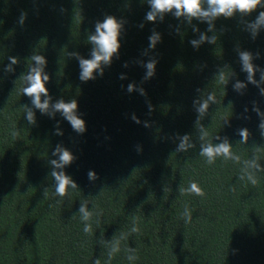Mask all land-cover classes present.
<instances>
[{
	"label": "trees",
	"instance_id": "1",
	"mask_svg": "<svg viewBox=\"0 0 264 264\" xmlns=\"http://www.w3.org/2000/svg\"><path fill=\"white\" fill-rule=\"evenodd\" d=\"M149 10L148 0H0V264H264V26L255 36L248 27L264 6L218 17L211 31L206 21L172 13L148 21ZM107 16L122 25L120 48L103 75L81 81L73 54L91 58L88 37ZM202 34L215 42L193 46ZM245 51L256 84L242 70ZM34 55L46 61L50 109L75 100L85 132L23 93ZM149 61L155 73L145 79ZM237 82L245 87L236 90ZM210 94L215 102L201 116L197 102ZM185 135L192 146L177 151ZM225 139L239 159L207 164L202 145ZM57 146L74 157L63 169L51 164ZM53 171L76 189L58 196ZM192 182L204 197L187 192ZM116 242L120 251L109 258Z\"/></svg>",
	"mask_w": 264,
	"mask_h": 264
},
{
	"label": "clouds",
	"instance_id": "2",
	"mask_svg": "<svg viewBox=\"0 0 264 264\" xmlns=\"http://www.w3.org/2000/svg\"><path fill=\"white\" fill-rule=\"evenodd\" d=\"M150 5V10L146 13V19L148 21H156L159 17L163 19L164 14L172 13L175 17H186L189 21L193 18L206 21L209 23V30L211 31L212 21L218 17L231 18L237 12L240 14H251L255 11L258 6L262 5V0H148ZM207 5L204 7V5ZM22 22V21H21ZM264 26V11L259 12L255 22L249 24V29L251 30L253 36L256 35L257 31ZM121 23L117 21L115 17L107 16L103 22H98L95 26V33L88 37L89 42L93 45L90 57L85 59L83 57L77 58L79 60L80 74L79 79L81 81L87 82L95 78V74L99 72L103 75V66L110 65L114 55L118 53L120 48L119 36L121 31ZM150 47H155L156 43L159 41L160 36L158 33H154L150 38ZM215 37L209 38L206 35H201L200 40H193L191 43L193 46L198 47L200 43L208 41L210 43L215 42ZM11 63L15 64L17 61L14 57L10 58ZM240 60L242 63V70L247 73V80L250 83L256 84L255 73L258 70L254 67L252 63V56L248 52L240 53ZM32 61L35 66L31 68L30 72L24 79L27 82V86L23 88V93L30 97L32 104L35 108L41 110L42 113L55 114L59 112L71 125L72 129L78 133H83L86 130L85 121L78 115V105L75 100L70 102H65L64 100H59L55 104L51 105L50 109V97L48 96V89L46 87V82L49 80V76L44 73L43 68L46 64L45 58L41 55H34ZM146 68L145 79L151 78L155 73V61H149L144 65ZM9 71L11 66H9ZM123 78V77H121ZM223 73L220 74L219 80L224 81ZM261 80H264V73L261 75ZM236 90H241L245 87L243 83L237 82L235 84ZM128 92H133L136 90L134 84H129L127 87ZM141 94H143V89H139ZM262 94H264V89H261ZM42 96L45 99L42 101ZM209 101L215 102L214 94H210L206 100L203 102H197V112L202 116L208 109ZM259 113V109H256ZM262 117V122L260 128L264 129V113H259ZM135 119V117H133ZM27 120L30 123H35L34 114L31 109L27 110ZM139 122V121H137ZM208 133L202 130L201 139L206 137ZM239 135L243 138L242 142L246 143L249 137V132L247 129L239 130ZM188 143V136L185 135L180 139L177 151H185L187 148L191 147ZM53 155L58 156V159L51 161V164L56 169H63L65 166L70 165L73 162L72 153L60 146H57ZM200 155L206 158L207 164H214L217 157H223L224 159H236L239 157L234 156L232 153V146L225 139L222 143L212 144L207 143L202 145ZM252 167H259L255 161L251 164ZM51 175L56 181L55 192L58 196L64 197L69 188L76 189L77 185L72 179L66 175L64 171H53ZM90 180L96 179V173L90 171L88 173ZM249 181L255 185L257 180L251 174L248 175ZM185 189H181L183 193ZM187 192L195 194L199 197H204V190L196 183L192 182L187 188ZM80 213L82 219L88 220L91 213L83 206L80 208ZM185 223L189 224L192 221L191 211L185 207L184 211ZM83 231L89 233L91 231L90 225H85ZM133 232H139L138 228H133ZM120 251L119 243L116 242L112 245L108 255L111 258L113 255ZM138 257L129 256V260L137 259ZM95 264H100L99 260L95 261Z\"/></svg>",
	"mask_w": 264,
	"mask_h": 264
}]
</instances>
